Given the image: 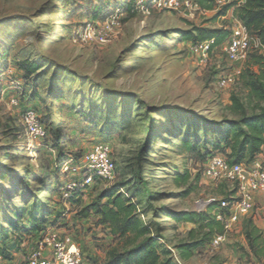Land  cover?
I'll return each instance as SVG.
<instances>
[{
	"label": "rangeland",
	"instance_id": "1",
	"mask_svg": "<svg viewBox=\"0 0 264 264\" xmlns=\"http://www.w3.org/2000/svg\"><path fill=\"white\" fill-rule=\"evenodd\" d=\"M192 3L0 0V232H10L6 245H21L13 260L0 256V264L22 263L36 246V232L9 225L28 224L32 212L70 234L92 264H108L130 249L142 238L114 235L97 214L82 213L111 187L134 199L143 224L159 238V250H169L175 264H214L231 247L248 263L264 264V251L257 255L246 235L253 221L264 238V195L242 216L238 231H224L221 245L212 244L214 234L191 258L180 254L179 244L209 228L172 214L202 212L208 200L238 194L236 183L205 175L208 154L228 157L208 150L207 139L219 123L240 117L232 109L234 94L249 113L256 110L242 81L247 59L231 61L224 43L206 62L191 50L209 30H232L240 4L226 0L209 9ZM92 30L107 41L90 36ZM27 108L36 109L48 126L46 137L27 133ZM99 142L113 150L114 178L96 180L78 196L66 195L70 180L82 178L75 169L80 156ZM66 161L72 162L69 172L63 169Z\"/></svg>",
	"mask_w": 264,
	"mask_h": 264
},
{
	"label": "trees",
	"instance_id": "2",
	"mask_svg": "<svg viewBox=\"0 0 264 264\" xmlns=\"http://www.w3.org/2000/svg\"><path fill=\"white\" fill-rule=\"evenodd\" d=\"M196 1L209 9L214 8L216 3V0ZM235 12L238 19L244 22L249 32L256 36L264 46V0H246L235 9ZM231 32L230 29H212L203 36L207 38L215 37L216 44L220 45L228 39ZM188 37H190V34H188ZM255 67L258 68L255 69ZM241 75L244 86L249 90V97L256 102V110L249 113L246 104L234 94L232 96V109L240 117L219 123L221 128H217L210 136L211 138L207 139L205 147L208 150L214 148L227 153L231 162L249 163L262 152L264 146V53L253 48L247 58V66ZM196 117L198 115L192 118L195 119ZM190 129L193 132L195 127L190 125ZM211 155L213 154H208V158ZM87 187L88 185L78 187L72 196L80 195ZM105 198H107L106 201H104ZM216 207L217 201L211 203L208 209L202 212L183 211L172 214L171 217L177 221L201 223L200 228H209V231L202 237L191 238L190 241L179 244L180 254L183 258H191L196 249L211 241L214 234L224 233L225 229L222 223L214 215ZM82 213L85 216H89L91 213L97 214L100 217V223L109 224L114 235L126 236L133 234L134 240L142 238L130 249L116 253L108 264H175L169 250H159V238L152 234L149 225L143 224L138 214V204L132 197L125 196L120 188H107L95 200L85 206ZM31 216L33 218L28 224L23 225L21 221L11 220L9 225L13 231L23 229L26 234L36 232L38 234L37 239H39L41 234L49 227L46 225L47 220L44 217L39 219L35 212H32ZM194 233L195 230H191L190 234L193 235ZM246 235L251 246L256 250V254L260 256L261 252L264 251V238L253 221L248 222ZM9 236V230H1L0 240L4 243L3 246H0V256L13 260L14 253L21 250V245L16 241L10 246L6 245ZM259 247L260 251L258 250Z\"/></svg>",
	"mask_w": 264,
	"mask_h": 264
},
{
	"label": "built area",
	"instance_id": "3",
	"mask_svg": "<svg viewBox=\"0 0 264 264\" xmlns=\"http://www.w3.org/2000/svg\"><path fill=\"white\" fill-rule=\"evenodd\" d=\"M159 5L163 3L171 7L185 2L191 6V0H156ZM239 4L246 0H236ZM218 4H223L226 0H216ZM118 16H112V23L117 22ZM231 34L224 42L227 57L234 62L244 61L248 58L253 48L264 53V46L259 39L252 35L244 22L238 20L233 26ZM90 36L97 35L103 42L107 41V36L92 30ZM219 45L216 38L197 40L192 43L191 50L198 55L202 62H206L210 55ZM225 81H222L224 84ZM18 99L13 98L12 102L17 103ZM23 121L26 125L27 133L32 138H44L48 130L42 121L38 111L34 108H27L23 114ZM71 161L63 163L64 172L72 170ZM117 167V160L113 155V150L108 143H96L88 151H85L77 161L75 169L81 170L82 178L73 179L66 186V195H73V192L80 186L91 185L93 182L113 179ZM205 175L215 181H229L236 183L238 194L236 196L225 197L219 201L210 199L206 205L217 201L215 218L222 223L225 232L235 229L242 216L251 213L256 207L255 193L264 192V160L254 159L252 162H231L223 154L215 153L211 155L204 169ZM225 234H218L212 241L214 246H219L224 242ZM18 264H92L84 256L80 245L74 238L65 232H61L53 227L41 234L36 246L29 252L26 260ZM205 264H211L206 262Z\"/></svg>",
	"mask_w": 264,
	"mask_h": 264
},
{
	"label": "crops",
	"instance_id": "4",
	"mask_svg": "<svg viewBox=\"0 0 264 264\" xmlns=\"http://www.w3.org/2000/svg\"><path fill=\"white\" fill-rule=\"evenodd\" d=\"M255 159L256 160H264V146H263L262 152L259 153L255 157ZM263 195H264L263 191H259V192L255 193L256 203ZM240 223H241V219H240L239 223L235 226L234 230L238 231L240 229ZM220 253H222V256L215 259L214 264H251V263H248L243 252L241 250L237 249L236 247H231V248L225 249Z\"/></svg>",
	"mask_w": 264,
	"mask_h": 264
}]
</instances>
